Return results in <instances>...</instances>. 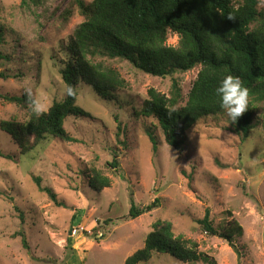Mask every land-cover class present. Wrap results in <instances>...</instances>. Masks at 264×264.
I'll list each match as a JSON object with an SVG mask.
<instances>
[{
  "label": "rangeland",
  "instance_id": "1",
  "mask_svg": "<svg viewBox=\"0 0 264 264\" xmlns=\"http://www.w3.org/2000/svg\"><path fill=\"white\" fill-rule=\"evenodd\" d=\"M259 8L264 9V0ZM83 20L75 0H39L30 6L0 0L6 30L0 48L14 57L10 63L0 61V71L12 75L0 79V94L30 90L43 111L62 99L66 87L58 50ZM179 40L178 33L169 32L168 45L178 46ZM105 63L128 85L103 98L81 83L77 101L88 114L65 120L77 142L46 136L21 154L11 135L0 129V151L10 155L0 156V264H124L143 247L158 219L170 220L176 234L195 240L216 264H264V102L250 98L254 128L247 137L222 112L201 118L174 148L164 142L154 118L138 113L149 88L169 94L172 77L144 73L120 58H105ZM200 69L174 74L182 91L180 105ZM28 114L27 108L0 98V125L24 121ZM149 128L162 141L156 152ZM114 158L118 169L108 165ZM93 166L112 179L102 191L88 184ZM43 187H50L64 205H57ZM157 197L156 208L135 219L127 216L132 203L145 207ZM207 208L215 225L235 219L243 226L237 249L204 232L197 220ZM93 230L96 236H86ZM139 264L208 263L155 253Z\"/></svg>",
  "mask_w": 264,
  "mask_h": 264
},
{
  "label": "trees",
  "instance_id": "2",
  "mask_svg": "<svg viewBox=\"0 0 264 264\" xmlns=\"http://www.w3.org/2000/svg\"><path fill=\"white\" fill-rule=\"evenodd\" d=\"M30 2L38 3L39 0H23V5L30 6ZM75 2L84 20L69 41L62 43L58 50L61 55L59 71L65 91L72 87L74 94L69 96L65 93L62 99H55L39 115L34 111L35 100L29 94H0L3 100L29 111L24 121H4L0 125L1 130L11 135L21 154L34 149L46 136L67 142L78 141L67 130L65 120L71 116L80 118L88 114L77 101L81 83L91 85L103 98L127 87L126 79L116 68L106 64L105 58L124 59L144 73L162 78L172 77L169 94L149 88L138 113L154 118L155 126L164 135V142L174 148L187 140V132L201 118L224 112L216 90L225 76L239 77L249 89V98L256 103L264 102V9L259 8L260 0ZM229 15L234 18H229ZM170 31L179 34L178 46L167 44ZM5 43L6 30L0 23V46ZM13 59L11 54L0 48V61L10 63ZM197 66H201V69L186 102L180 105L182 91L174 74ZM10 76L6 70L0 71V79ZM252 119V113L247 109L238 121L230 123L245 138L254 128ZM148 133L156 152L162 141L152 128H149ZM0 156L10 157L2 151ZM108 165L114 169L119 167L116 158ZM36 180L41 186V178L37 177ZM111 183L110 176L95 166L90 169L88 184L91 188L102 191ZM42 190L57 205H64L50 187H43ZM159 203L158 197L145 207L132 203L127 216L135 219L156 208ZM197 222L205 233L218 236L237 249L236 238L244 232L237 220L215 225L210 208H207L204 217ZM85 233L86 236L97 235L95 230L93 234ZM23 244L28 248L27 239L23 240ZM155 253L170 254L184 262L216 264L210 255L199 250L195 240L176 234L173 223L166 219H158L153 223L143 247L129 256L124 264L148 261Z\"/></svg>",
  "mask_w": 264,
  "mask_h": 264
},
{
  "label": "clouds",
  "instance_id": "3",
  "mask_svg": "<svg viewBox=\"0 0 264 264\" xmlns=\"http://www.w3.org/2000/svg\"><path fill=\"white\" fill-rule=\"evenodd\" d=\"M229 18L234 16L229 15ZM217 95L220 98V107L223 109L226 116L230 119V122H236L241 115L249 108L250 92L243 81L233 75H227L221 81L219 87L216 90ZM31 96V91H28ZM66 94L71 96L74 94L72 87H68ZM34 111L39 115L43 111V105L38 101H33Z\"/></svg>",
  "mask_w": 264,
  "mask_h": 264
}]
</instances>
